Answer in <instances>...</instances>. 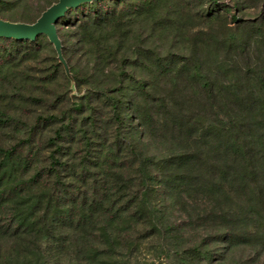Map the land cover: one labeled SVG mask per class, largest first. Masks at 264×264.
Returning a JSON list of instances; mask_svg holds the SVG:
<instances>
[{
    "label": "trees",
    "instance_id": "1",
    "mask_svg": "<svg viewBox=\"0 0 264 264\" xmlns=\"http://www.w3.org/2000/svg\"><path fill=\"white\" fill-rule=\"evenodd\" d=\"M208 2L215 4L213 0ZM150 7L151 0H94L67 8L59 18L57 25H69L73 20L81 24L82 34L94 46L93 69L102 80L109 78L111 82L98 84V78L72 68L65 58L75 88L85 87L84 93L72 106L67 107L68 100L62 99L56 112L38 118L15 143H0V238L12 239L29 230L39 242L62 250L70 247L76 264H97L95 258L104 257V251L129 249L132 243L158 236H167L176 247L187 224L182 219H172L169 209L174 210L180 193L192 187L191 176L204 155L198 147L190 153L181 150L173 155L151 152L149 145L159 126L161 131L170 128L176 133L174 140L183 134L190 138L200 130L194 138L201 140V145L206 139L224 143L223 155L241 157L245 162L243 170L254 179L250 165L264 160V148H260V156L249 147L256 139L254 134L245 136L251 142L244 143L237 134L242 127L230 116L225 121L216 117V127L197 129L181 114L182 104L171 92L156 93L155 78L177 82L185 73L186 78L197 83L203 100L212 109L216 90L197 59L159 57L141 49L137 38V44L130 45L134 57L126 55L122 44L132 32L127 31ZM214 13L207 17L221 16ZM248 27L262 38L264 14L262 20ZM109 33L115 48L107 44ZM47 41L43 33L33 40L0 37V69L14 55H30ZM108 63L114 65V70L103 74L102 65ZM53 71L62 74L59 64ZM262 72L257 68L246 74L255 87L259 86V105L264 109ZM0 123H6L4 116H0ZM46 128L49 133L44 132ZM257 139L262 145V139ZM216 188L214 192L210 187L208 192L220 193V186ZM239 217L197 211L194 219L204 223L197 227L213 229L214 234H205L198 244L172 249L171 264H228L230 251L257 233L251 230L253 224ZM118 225L124 228L119 230ZM131 232L136 235L133 237ZM31 244L37 247L36 242ZM2 255L0 258H4ZM32 255L41 258L39 253Z\"/></svg>",
    "mask_w": 264,
    "mask_h": 264
},
{
    "label": "rangeland",
    "instance_id": "2",
    "mask_svg": "<svg viewBox=\"0 0 264 264\" xmlns=\"http://www.w3.org/2000/svg\"><path fill=\"white\" fill-rule=\"evenodd\" d=\"M1 1L3 8L0 10V20L5 19V23L16 26L32 25L58 2ZM208 1L151 0L148 13L141 15L130 29L127 27V32H132L125 36L122 47L129 59L134 57L130 45L137 44V39L141 49L152 51L159 57L197 59L216 90L212 109L203 100L197 83L186 78L185 73L177 82H163L155 78L156 93L165 95L171 92L177 102L182 104L181 114L197 129L209 125L216 127V117L224 121L226 117H233L242 127L237 134L243 137L244 143L251 142L245 140V136L255 135L256 139L249 143V147L259 153L260 148H264V109L259 105L262 100L258 93L259 86L255 87L246 73L250 69L260 68L264 74V36L258 38L248 27L262 20L264 0H213L214 5ZM210 8L221 16L207 17L209 13L216 14L210 12ZM54 28L56 44L48 40L45 45L31 51L30 55H14L0 69V116L6 120L5 124L0 123L1 144L7 146L15 143L38 118L56 112L62 99L68 100L67 107L72 106L84 93L85 87L79 90L75 88L65 58L72 68H78L94 79L98 78V84L104 86L111 82L109 78L102 80L100 73L93 69L94 46L82 34L81 24L73 20L69 25L56 23ZM107 38V44L115 48L113 35L109 33ZM55 64L61 66L62 74L60 71L54 73ZM102 67L103 74L114 70V65L110 63ZM158 128L161 127L155 128L156 138L149 145L151 152L160 156L173 155L181 150L190 153L194 147H198L204 155V160L191 176L192 187L180 193L181 197L176 201L174 210L169 209L173 214L172 219H182L187 226L176 247L175 242L167 236H158L140 244L132 243L129 249L118 247L104 251V257L95 258L97 264H171L172 249L198 244L205 234H214L213 229L205 231L203 227H197L204 224L194 219L197 211H212V215L218 217L222 213L226 216L238 214L248 225L253 224L255 227H251V230L257 232L255 237L247 238L232 249L227 263L264 264V160L261 164L254 163V168L250 165L254 172L252 179L243 170L245 162L241 157L223 155L224 143L206 139L201 145V140L194 138L199 136L200 130H196L190 138L183 134L181 139L174 140L176 133L168 130L170 128L166 131ZM44 132L49 133V129H44ZM257 137L262 139V145ZM239 176L244 179L241 180ZM197 182L203 187L200 188ZM216 186H220V193L208 192L210 187L215 192L218 189ZM187 215L191 216L190 219ZM121 228H124L123 225H118V229ZM140 229L137 228L139 232ZM34 236L33 232L24 230L12 239L1 237L0 254L4 258H0V264H76L70 247L58 249L44 241L39 242ZM31 242H36L37 247L34 248ZM216 252H219L218 249ZM38 253L41 256L39 260L32 255Z\"/></svg>",
    "mask_w": 264,
    "mask_h": 264
},
{
    "label": "water",
    "instance_id": "3",
    "mask_svg": "<svg viewBox=\"0 0 264 264\" xmlns=\"http://www.w3.org/2000/svg\"><path fill=\"white\" fill-rule=\"evenodd\" d=\"M94 0H58L55 6L46 10L42 17L32 25H11L0 20V37L14 40H33L43 33L48 40L56 44L55 24L69 7H75L82 2Z\"/></svg>",
    "mask_w": 264,
    "mask_h": 264
}]
</instances>
